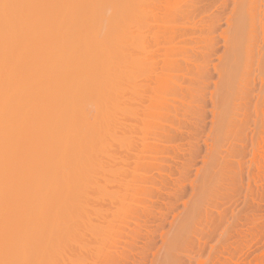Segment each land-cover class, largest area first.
Returning a JSON list of instances; mask_svg holds the SVG:
<instances>
[{
    "label": "bare ground",
    "instance_id": "obj_1",
    "mask_svg": "<svg viewBox=\"0 0 264 264\" xmlns=\"http://www.w3.org/2000/svg\"><path fill=\"white\" fill-rule=\"evenodd\" d=\"M238 1L239 0H237V2L236 1L235 2L238 3ZM240 1L242 2V0H240ZM245 1H246V3L250 2L249 4L251 7L255 6L256 0H248V1L245 0ZM259 1L260 0H258L257 2H259ZM262 1L263 0H261L260 3L256 2L257 3V5L255 6L256 10H257L258 5L261 7V5L264 3ZM163 2H164L163 0H0V264H77V262L86 263V261L89 263V261H91V260H92V263L90 262L89 264H111V263L113 264L112 261L116 260V262L119 261V263H120L121 259L125 260V261H123L125 263L127 261L126 259L129 258V257H127V254L130 253V251L135 250L132 247V243L136 244L138 241V240L137 241L134 240V238L136 239V235H135V237L133 236L134 232L136 233L137 232L136 230H138L137 227L140 228L142 231V227H140V226H146V223H147L146 218L148 216H151V219H152V217L156 218L157 216L158 217L160 216L161 219H164L166 217L165 215L167 213H169L168 209L176 207L175 203H174L175 201L173 202V200H168V202L166 203L165 200H163L164 199L163 198L162 201L165 202L164 203V205H165L164 209H167L166 211H168V212H165V210H163L164 212L161 211L163 209V207L161 208V210L159 208L162 206L163 202L161 201L162 204L158 208V206L160 205V202L158 200H161L159 198H162L163 196L161 197L158 195L160 192H162L160 190H164L163 186L167 187V185L169 186V184L171 183V182L167 181L171 178L169 175L170 174L172 175V173H174L176 170H178V171H181V170H179L177 168L178 165L176 163L173 164V166H175V165H177V166H175L176 169L175 168L171 169L172 173L168 174V172L170 170L167 168L169 171L165 172V174H163V175H166L165 177H167V178L170 177V178L169 179L166 178L167 180L165 181V177L162 176V173L165 171L166 168L164 169L163 166L164 165L167 166L168 164H162V162L164 161L163 159L166 156H164V158L161 159V157H163V156L158 157L157 156L158 154L157 153L155 154V152H158L160 155V153H163L162 151L165 150L168 152V150L170 149L171 152L175 154L176 153L175 151H177L179 148L181 149L182 145H177V146H180L177 149V146L174 142V140L177 137L182 135L181 126L183 124L182 121L185 120L184 114L186 113V106L188 105V102L184 101V99L181 95V94H183V91L185 89V87H184V85H185L184 84L185 83V81H184L185 80L184 79L185 73H181V71L184 69H190L191 67H194V68H191L193 70L195 68L196 69L201 68V67H203L204 63L205 64L208 63V62L206 63V62H203L200 60L208 54L207 52H210V51L208 50L206 52L204 50V51H202L203 53H201L200 50H202L204 47L207 48L208 47L207 43H209V44L213 43V41L212 42H210V41L214 40V38H212L214 35L212 34L213 36L210 37V34H209V37H208L209 41H207V40L205 41V39H207L209 32L208 33L204 32V30L209 31L210 27L212 25H213L212 26L213 28H214V25H217L216 23H214L215 20H216L215 22H217V19H218V21H221V20H219L220 19L219 17L216 19V16L209 17L210 15H208V17L210 19L211 18L215 19V20L214 19L211 20V22L208 19L210 23H212V21H213V23L211 25L209 22H207L206 19L204 21L201 20L200 17L203 14H205L202 12L203 14L201 15L200 14L201 11L205 10V12H207L206 9L208 10V8H210V7H208L210 4H209V2H207L208 5H206V4L205 5L208 8L205 6V9H204V6L202 5V4H204V3H202V2H204L203 0H183V1L179 0L178 5H176L177 2H176V4H174L175 2L172 1L173 4L176 6L171 4L172 2L171 3L167 2L166 4H169V5L166 6L165 2L164 3ZM205 2H206V0H205ZM180 3H181V5H180ZM246 3L243 0V2L241 3V6L246 4ZM170 5H172V6H170ZM238 5H237V7H241L239 3H238ZM201 6H203V9ZM245 6L246 5L242 6V8ZM237 7H236V9H237ZM247 7L248 6H246V8ZM251 7H250V9H251ZM260 7H259L258 11H252L253 13H249L250 9L248 7L247 13L249 15L245 12L246 8H245V11L243 9V11L245 12L244 14H247V16L243 15L241 13L242 12L241 10L240 11L238 10V12H240V14H238V15L236 14V12H234L236 15L234 18L235 22L233 24V28H228L230 34H228V36L226 34V36H227L226 39L230 44L229 46H231L232 53L236 55V52H238L237 54L239 55V57L240 56L242 57L244 55L242 57L243 61L242 60L241 61L244 62L245 64L249 61V59L251 60V56L253 55L252 53L255 52V50L253 48L256 49L259 46L258 47L259 49H262V50L264 49V47H263V44H264V9H262L263 12L260 11V9H261ZM254 9H251V10H254ZM222 10H224V9H222ZM231 12H229V13H231ZM254 12H257V13L255 14ZM228 15L231 16V14H228ZM255 15H256V17L258 16L256 22H254V19H256ZM195 16L196 17L198 16L199 18L195 19L196 18ZM181 19L183 20V22ZM178 21H180L181 23L180 22L178 23ZM257 22H258V24H257ZM228 23H229V21H228ZM255 23H256V25H255ZM226 25L228 26V24H226ZM207 26L209 27V29ZM212 27H211V29H213ZM231 27H232V24H231ZM256 28H258L257 33L259 30L261 33V37H259L260 36L259 33H258L259 36H257L258 34L256 33L257 34L256 38L259 37L262 39L261 40L262 42H260V45H256L257 47L254 44V42L257 43L259 40V38H258L257 41H254V39L256 40L255 35H254L256 32ZM203 32H204V34L207 33V34H205V37H204V34H202ZM195 33L197 35L193 36ZM244 35L246 36V37H244V38H246L245 42L241 43V42H243L241 40H243L242 37ZM251 37L254 38L252 41L253 42L252 44L254 47L251 46V41L250 42L248 41L249 38H251ZM252 38H251V40H252ZM200 41H201V43H200ZM202 41L204 44L202 43ZM246 41H247V43H246ZM197 43H200V46L203 44V46H202L203 48L202 47L199 48V45L197 46ZM248 43H250L251 47L248 46L249 45ZM241 44L242 45L245 44L244 45L245 48L246 47L250 48L249 53L252 50H253V52L248 54V55H247L248 51H247V53L245 51L244 52L245 54L241 53L243 55L239 54V51L241 49L246 50L242 46L240 48ZM261 44H262V46H261ZM206 48H204V49H206ZM212 48H213V46H212ZM224 48H227V47H224ZM247 50H249V49H247ZM196 51H198L200 53L197 54ZM204 52L206 55L202 57L201 54H204ZM211 52H212V50H211ZM229 52H231V51H229ZM240 52H242V51H240ZM224 53H226V52H224ZM258 53H264V51L261 52V50H259V51H257V54ZM212 55H211V57H212ZM235 55H233L234 60L236 58ZM245 55H247V56H245ZM195 56H197L199 58L201 56V58L199 59ZM209 56H210V54L207 57H209ZM248 57H250V58H248ZM256 57H254L255 59H253V60L259 59V58L256 59ZM244 58H247V60ZM260 58H261V56H260ZM263 58L264 57L262 56L261 61H264ZM197 59L199 60V62L203 63L202 66L200 65L201 63H198L201 67L200 66L197 67V62H198ZM245 60H246V62H245ZM227 61H228V59H227ZM258 61L260 64H258ZM258 61H257V64L260 66L259 67L260 69H258V72H259V70H262L261 67H264V62H261L260 59ZM248 63H250V61ZM211 64H213V62ZM245 64H243L244 65L243 70H246L245 67L249 68V66H247L248 64L247 65H245ZM235 65H236V63H235ZM166 66H168V69L166 68ZM230 66L232 67V65H230ZM250 67H252V65ZM203 68H202V71H203ZM198 70L200 71V69H198ZM198 70H194V72L192 71V73L194 75L196 74V76H198L197 78L199 79L203 74L200 76L199 75L200 73ZM205 70H204V72H205ZM249 70L250 69L247 70L248 76H249ZM176 71H178L179 73H177ZM196 71H198V73ZM207 72H208V69H207ZM214 72H212V73H214ZM226 73L229 75L232 74V73H228V72H226ZM244 74L243 75L245 77L247 74L246 73H244ZM243 75H240L241 78ZM263 75L261 73L259 75V73H258V76H259L258 79H262V83L260 82V84L264 83L263 82L264 81ZM204 77H207V75H205ZM229 77L233 79L232 75ZM241 78H238V79H240V81H242ZM234 79H235V77H234ZM248 79H247V76H246V79L243 78V80L246 81V87L243 86V88H246V90H247V87L249 86L248 85L249 82H247V81L251 80L250 76ZM201 80H202V78H201ZM201 80L199 81V83L201 82ZM227 80L230 81L231 79L230 80L227 79ZM146 81H147V83H146ZM203 81H205V80H203ZM236 81H238V80H236ZM240 81H238V82H240ZM152 82H153L154 86L150 85V83L152 84ZM228 83H229V85L232 84L230 82H228ZM242 83H240V84H242ZM234 84H232V85H234ZM243 84L245 85V82ZM200 85H201V83H200ZM207 85L208 84H205L206 87L204 86L206 88V90H207ZM223 85H225V84H223ZM232 85L226 86V87H228V89H229V87L230 88L232 87V89L234 90ZM215 86H216V84H215ZM160 88L162 90H166V92L165 91L161 92V93H164L166 96L162 95L161 93L158 96V93L161 91ZM205 88H204V90H205ZM262 88L264 89V87H262ZM148 89H149V93H151V92H153V93H151L149 95L146 94V92L148 93V91H147ZM228 89H225V90H228ZM232 89H230V90L232 91ZM168 90H170V91H168ZM201 90H203V89H201ZM255 90H256V88H255ZM244 91H245V89H244ZM169 92L171 94H169ZM234 92L232 91V94ZM144 93L146 94V96H144L145 95ZM230 93H231L230 91H229V93H227L229 95V97H228L229 99H230V96H232ZM227 94L225 95L226 98H227ZM167 95H171V96L168 97ZM201 95H203V94H201ZM248 95H250V94H248ZM151 96H153L154 98ZM145 97H146V99H145ZM150 97H151V99H150ZM170 97H171L170 100H166ZM206 97H207V95H206ZM235 97L237 100L238 98L236 95H235ZM243 97H245V96H243ZM262 97H261V99H262ZM223 98H224L225 103H226V98L224 96H223ZM228 98H227V100H228ZM249 98H250V96H249ZM257 98H259V97H257ZM142 99L149 100V102L147 101L146 107L144 106L145 107L144 110L146 109L145 112H144V110H141V112H139V108L143 109V105H145V101H143ZM244 99H246V98H244ZM247 99H248V97H247ZM221 100L223 101V99H221ZM257 100H255L256 104H257ZM142 101L144 103L143 105H141ZM222 101H220V102H222ZM228 101H232V99H230ZM228 101L226 103L227 106H229ZM158 102H159V105L156 106V104ZM245 102H247V101H245ZM261 102H264V101H261ZM235 103L237 104V102H235ZM240 103L241 102L239 101V104ZM247 103H250V102H247ZM153 105L156 107H154ZM204 105H206V104H204ZM149 106H150L149 109H151L152 106L156 109L154 110V108L152 107L153 111L147 110ZM159 106H161V108ZM223 106L226 107V105H223ZM223 106H222V108H224ZM231 106H232V104H231ZM233 106H234V104H233ZM158 107L161 110L164 108L165 109V110H163L164 112L161 111L160 113L159 112L157 113L156 110ZM241 108H242V106H241ZM256 108H258V106ZM259 108H260V106H259ZM259 108H258V110H259ZM202 109H203V107H202ZM209 109H211V111H212V108H209ZM224 109H226V108H224ZM218 110H219V108H218ZM240 110H242V109H240ZM147 111L151 112L153 115L152 117L155 118V119H152L153 123L154 122L156 123V121L160 122L159 119L163 118V117H164L163 119H166L168 121L165 123H161L162 122L161 121L160 123L162 125L160 123H158V124L156 123L157 126H155V128H153L155 123L153 124V126H152V124H149V122L150 123L152 122L150 119L152 117H151V113L148 116L149 113H147ZM228 111H230V110L228 109ZM236 111H237V109H236ZM153 112H154V114H153ZM214 112H215V110H214ZM220 112H222V111H220ZM220 112H219V114H220ZM261 112L263 113L264 110L262 109ZM145 113H147V114L145 115ZM155 113H157L156 114L157 116L159 114L160 117L158 116L156 118ZM161 113H162V115H165V116L161 117L162 116ZM223 114H224V111L222 112V116H223ZM143 115L150 117L149 118L150 121L148 120V117H147V119L145 116L143 118ZM213 116H215V115H213ZM218 117H220V116H218ZM244 117H246V115ZM261 117H264V116H261ZM129 118L131 121L129 120ZM230 118L232 119V117H230ZM240 118H241V116H240ZM133 119H134V123H131L133 121ZM223 119H225V118H223ZM231 119H229L230 121L229 120L228 121L232 122V123L236 122L235 120L232 119L233 120L232 121ZM128 120L130 122H128ZM146 120H148V122H146ZM166 120H164V121H166ZM218 120H221V118L220 119L218 118ZM262 120H264V119H262ZM222 121H224V120H222ZM255 121H257V120H255ZM191 122H192V120H191ZM238 122L239 121H237V123ZM144 123H147V124H144ZM195 123H197V121ZM217 123H222V122L217 121ZM228 123H226V124H228ZM232 123L229 125H232ZM243 123H244V121H243ZM250 123H252V122H250ZM260 123H261V121H260ZM132 124H134V125H132ZM142 124H143V127H142ZM226 124L224 123L225 127H227V126L228 127H227V130L224 127V131L226 130L228 132V128L230 126L226 125ZM256 125L257 124H255V126ZM144 126L146 128H149V131H151L152 128L155 129V130H152L153 131L152 135H151V133H150L151 136L149 135L151 138L147 135L149 133H147V134L145 133V132H148V130L145 129ZM253 127H251V129ZM150 128H151V130H150ZM221 129L223 130V128H221ZM135 130L136 131L140 130L141 133L144 132L142 134L139 133V135H141L140 137H139V135L137 136L140 140L139 139H136V140L133 139L134 133L131 134V132H135ZM142 130H144V131H142ZM191 130H192V128H191ZM231 130H233V129H231ZM239 130H241V128H239ZM254 131H256V130H254ZM189 132H191V131L189 130ZM221 132H223V131H221ZM258 132H259V130H258ZM121 133L123 135H121ZM124 133H126V134H124ZM143 134H145V135L143 136ZM242 134H243V132H242ZM253 134H252V136H253ZM126 135H127V137H126ZM131 135H132V138L129 139V136H131ZM187 135H188V133H187ZM244 135H247V133ZM252 136H251V138H252ZM122 137L125 140L122 141ZM124 137H126V138H124ZM137 137H134V138H137ZM189 137L187 136V138H189ZM226 137H225L224 141H226ZM262 137H264V136L262 135ZM131 139L134 140L133 141L134 144L139 142V143L135 144V145L139 144L140 145L139 148H138V146H137V148H135L134 147L135 145H132L133 142ZM181 139H179V140H181ZM192 139H194V138H192ZM176 141H177V139H176ZM200 141H201V139H200ZM113 142H115L116 145ZM118 142H119V144H118ZM126 143H130V144L132 143V144L131 145L127 144L128 145L127 146V145H125ZM180 143H182V142H180ZM255 143H256V141H255ZM112 144H114V145L112 146ZM233 144H235V143H233ZM252 144H253V142H252ZM123 145L126 146V147L124 146L126 150L123 149L124 147L121 148ZM115 146L116 147L118 146V148H116ZM132 146L135 148L134 150L137 151V154H136V152H134V150L132 152H129L133 149ZM203 146H205V145H203ZM227 146H228V144H227ZM111 147L112 148L115 147L113 149L114 150L116 149V152H119L120 157L117 158L118 153L115 156L116 153L114 154L115 151H112L113 149ZM185 147H183V148H185ZM234 147H231V148H234ZM262 147H264V146H262ZM119 148H120V150L121 149H123V150L120 151V150H118ZM128 149H131V150L127 151ZM138 149H139V152H138ZM224 149H227V148H224ZM235 149H237V148H235ZM235 149H234V151L236 152ZM245 149L246 148H244V150ZM182 150H181V152L179 150L178 151L182 154ZM123 151L125 153L127 151L130 154L122 153ZM206 151L208 152L209 150H206ZM234 151H233V153H234ZM171 152L169 151V155ZM248 152H249V150H248ZM131 153H133V154H131ZM166 153L163 155L169 156ZM253 153H254V151H253ZM253 153H252V155H253ZM261 153H263V152L261 151ZM124 154L126 156H124ZM134 154H136L138 157ZM154 154H155V156H153ZM210 154H211V152H210ZM255 154H256V152H255ZM121 155L124 157H122ZM127 155H128V159L131 155H133V156H131L133 160L137 159L136 161H134L135 163L132 162L133 163L132 165H134V167L133 166L128 167L130 160L127 161V158H126ZM178 155H179V153H178ZM183 155H184V152H183ZM185 155H186V153H185ZM241 155H243V154H241ZM156 156H157V158H156ZM133 157H137V158H133ZM169 157L170 158L174 157V155L169 156ZM177 157L178 156L176 155L175 158H177ZM158 158H160V160H162V161H160ZM170 158H168V159H170ZM255 158L257 159V157H255ZM166 159H167V157H166ZM224 159H226V158H224ZM260 159H262V158H260ZM172 160H173V158H172ZM227 160H228V158H227ZM117 161L119 163L121 162V164H119V163L115 164V162H117ZM196 161H197V159H196ZM167 162H169V161H167ZM167 162L165 161L163 163H167ZM177 163H179V162H177ZM242 163H243V161H242ZM249 163H251V162H249ZM113 164H115L116 166ZM117 165L119 168L117 167ZM125 165L127 167H124ZM169 165H170V163H169ZM169 165H168V167H169ZM171 165H172V163H171ZM171 165H170V168L173 167ZM180 166L183 167L184 165L181 164ZM111 167H113V168H111ZM123 167L125 169H123ZM182 167H180V168L183 169L184 167L183 168ZM162 168L164 169V171L161 172ZM189 169H191V168H189ZM223 169L225 170V168H223ZM255 169L257 170V168H255ZM255 169H253V170H255ZM119 170H121V171H119ZM129 170L131 172L130 173V175L132 176L131 178L128 177L129 173H128V175H126L127 171L129 172ZM152 170L153 171L156 170L159 175L156 174L157 173L156 172L155 173L156 177H155L153 174L154 172ZM118 171L121 174H123L122 171H124V174H123L124 178L121 177V175H119L120 177L118 179V175H117ZM150 171L153 173H151ZM225 171L229 172V170H225ZM242 171H241V173H242ZM260 171H261V169H260ZM116 172H117V174H116ZM194 172H193V174H194ZM230 172H232V171H230ZM109 173L113 176V177L112 176H110V177H112L115 180V182H119L120 185L123 186V189L126 192V195L123 194V193H125L123 191V189H121L123 192H121V190L119 189V186H120L119 183L116 185V183L112 179V181L114 182L115 185L113 184L110 177L108 176ZM242 174H240V175H242ZM124 175L127 178H125ZM157 175H158L159 179H158ZM115 176L117 179L115 178ZM235 176H237V175H235ZM248 176H250V175H248ZM260 176H261V174H260ZM250 177H252V176H250ZM163 178L165 181L164 184H166V182H167L166 185H163V183H161V182H164V181H162ZM122 179L125 180V182H123ZM219 179H220V177H219ZM120 180H122V181H120ZM158 180L160 181V184H156V183H159V182H157ZM184 180H186V178ZM188 180L189 179H187L186 181H188ZM191 180H192V178H191ZM129 181H131V182H129ZM121 182L125 183V184L123 185V184H121ZM172 182H173L172 183L173 185L170 184V188H172V187L174 188L175 181L173 180ZM253 182H254V180H253ZM261 182H259V183H261ZM228 183H229V181H228ZM110 184H112L114 187L111 186ZM219 184H222V183L220 182ZM224 184H225V182H224ZM108 185L110 186L111 189L108 187ZM155 185H157L159 187H157ZM171 185H172V187H171ZM181 185H183V184H181ZM115 186L118 187L117 190H114ZM122 186H120V188H122ZM107 187L112 191L108 190ZM228 187H229V185H228ZM196 188H197V185H196ZM167 189H169V187L166 188V191H167ZM235 189H237V188L235 187ZM235 189H233L232 191L235 192L234 191ZM170 190H169V192H170ZM164 191L162 193L166 192V191L165 192ZM172 191L173 190H171V192ZM154 192L156 194H153ZM169 192H166V193H169ZM120 193H121V195H120ZM175 193L176 192H174L173 194H175ZM148 194L154 195V196L151 197ZM169 194L172 196V197L170 196L171 199L175 198L177 196L176 194H175L176 196L174 195L175 197L173 196V194H171V193H169ZM97 195H100L99 197H101L100 200H102V202L105 203V201H103V199L105 198L104 200H106V203L108 202L107 204L111 205L107 210L102 208V207L99 208V206H97L96 208H97V211H99V210L100 211L97 212L95 210L96 208H95V206H93L94 203L96 202L95 205H97V201L100 202V200L97 199L98 198ZM118 195H120V196L118 197ZM155 195H157L159 197V198L157 197L158 200H157V198H155ZM160 195H164V194H160ZM251 195H250V197H251ZM95 196H96L97 201L95 200ZM164 196L169 197L168 194L164 195ZM197 196L200 197L199 194ZM122 197L124 198V200H122L123 199ZM190 197H192V196H190ZM87 198L88 199L91 198L90 201L92 199H94L95 201L92 203H89V200L87 201ZM115 198H116V201H118V203H120L122 205V207H121V205L119 204L120 208L123 210L126 209V211L124 210L125 212H123L124 214L122 213L123 210H121V209L118 210L119 211L118 212L116 209L111 208V207L117 206L119 209L118 203L117 204L115 203L116 205L111 204L115 201ZM219 198H218V200H219ZM244 198H245V196H244ZM190 199H192V198H190ZM241 199H243V198H241ZM175 200L177 201V199H175ZM124 201L126 202V204L128 203L127 206L125 205ZM252 201L255 202L257 205H259V203L261 202L260 199H257V200L253 199ZM86 202H88V204H91V205H88ZM239 202H241V201H239ZM123 204H124V206H123ZM229 204L231 205V203H229ZM92 206L94 208H92ZM218 206H220V205H218ZM89 208L91 210L95 211V212H93L94 215H91L92 212ZM109 209H110V211H109ZM210 209H212V208H210ZM105 210L107 211V213L110 212V215L115 213L116 215L113 214L115 218L109 217L108 218L109 220H107V218H105V217L108 214L106 213L107 215L105 216V214H103L104 215V216H102L103 219L102 218L100 219V220H105V219L107 220V221H104V223L106 222L105 223L106 226H103L104 223H102L100 221L99 222L95 221L96 224H93L94 219L95 220L98 219L99 218L98 215L101 216L100 213H104ZM253 210H254V208H253ZM88 211L91 213H89ZM120 211H121V213H120ZM250 212H252V210ZM95 213L98 214V215H96L97 217L95 216ZM117 214H118V217H117ZM119 214H121V217L123 216L122 219L119 216ZM209 214H207V215H209ZM248 215H249V213H248ZM254 215H256V214H254ZM168 216H169V214H168ZM93 217H95V218H93ZM90 218H93V219H90ZM118 218H120V219L118 220ZM250 218H252V217H250ZM113 220L114 221L116 220L115 222H117V226L116 225L114 226V224H116V223H114ZM250 221H252V220H250ZM99 223L100 224L102 223V224L100 225ZM108 223H110V224L108 225ZM132 223H134L133 227L131 225V227L133 228V230H132L133 231V234H132L133 237L131 235H129L130 233H132L131 227L127 228ZM98 225H100V226H98ZM152 225H153V223H152ZM124 226L127 228L126 231L128 229H129L128 230L129 232L131 231L130 233L129 232L127 233L130 238L128 237L126 239V241H128L127 244H129V245L131 244L130 247H132L133 250H131V248H128L129 249L128 253L126 252L127 251L126 246L123 245L126 243L125 241H124L125 243L122 242L123 243L122 246L119 245V243H121V240H122L121 239L122 236H119V235H121L119 232L122 233ZM134 226H135V228H134ZM255 228L257 229V226ZM186 229H187V227H186ZM186 229L183 226L181 227V229L179 228V230H181L182 233ZM152 230L149 229V232L151 231L154 234V230L153 231ZM155 230H157V229H155ZM259 231H258V233H259ZM146 232H144V233L146 235H148L147 234L148 232L147 233ZM228 232H229V229H228ZM86 233H88V235L91 234V236H92V237L90 236L91 238H88V235H87L88 241L87 240L84 241V239H83V238H86ZM152 233H151V235H153ZM139 234L141 236L145 235V234L140 233V232H139ZM228 234H230V233H228ZM140 235H138V236H140ZM99 236H101L102 239L105 240L106 243H108V244L104 245L105 247H103L102 244L98 243V242H100ZM157 236H158V234H157ZM159 236H161V234H159ZM97 237H98V239H97L98 241L97 240L93 241V239H95ZM225 237L226 236H224V238ZM222 238H223V236H222ZM90 239H92V240H90ZM129 239H130L131 243L129 242ZM131 239H132V241H131ZM137 239H139V238L137 237ZM133 240H134V242H133ZM143 240H142V242H143ZM220 240H221V238H220ZM225 240H227V239H225ZM86 242H88V243H86ZM94 242H97V243L94 244ZM146 242H147V240H146ZM207 242H209V241H207ZM257 242L259 243V241H257ZM144 244L145 243H143V245ZM182 244H183V242H182ZM218 244H220V243H218ZM82 245H84L85 247ZM91 245H93V247L95 249L93 247H92L93 249H90ZM95 245L97 247L99 246V248H97ZM205 245H206V242H205ZM222 245H224V244H222ZM225 245H227V244H225ZM72 246H73V248H72ZM75 246L78 247V250H77V248H74ZM87 246L91 250V252L89 251ZM178 246H180V245H178ZM258 246H259V244H258ZM140 247H141V245H140ZM86 248L88 251L86 250ZM137 248H139V247H137ZM81 249H82V251H86L89 253L85 254L84 252H82V253L79 252V251H81ZM232 249H233V247H232ZM72 250H73V252L71 253ZM93 250H95V251H93ZM191 250H192V248H191ZM197 250H199V249H197ZM223 250H225V249H223ZM239 250H240V248H239ZM77 251H78V253H80L83 256H80L79 254H77ZM167 251H168L167 253H169V250H167ZM177 251H179V250H177ZM92 252H94V253L91 254ZM139 252H140V250H139ZM83 253L85 254V257H84ZM132 253L133 252H131V254ZM182 253H183V251H182ZM208 253H209V251H208ZM87 254L90 256H87ZM91 255H94V256H91ZM218 255H220V254H218ZM75 256H76V258H74ZM259 256H260V254H259ZM92 257H94V259ZM131 257H132V255H131ZM131 257H130V259H131ZM88 258L91 260H89ZM79 259L80 260L82 259V260L80 261ZM85 259H88L89 261L85 260ZM97 259L99 260V263H96ZM113 259H115V260H113ZM169 259H168V257L164 258L163 260L161 258V260H162L161 263L162 264H173V263H170ZM129 261L130 260H128V262ZM116 262H114V264H116ZM171 262H173V260ZM233 262H234V260H233ZM221 263H222V261L219 262L218 264H221ZM134 264H135V262H134ZM207 264H209V261ZM224 264H228L227 261Z\"/></svg>",
    "mask_w": 264,
    "mask_h": 264
},
{
    "label": "rangeland",
    "instance_id": "obj_2",
    "mask_svg": "<svg viewBox=\"0 0 264 264\" xmlns=\"http://www.w3.org/2000/svg\"><path fill=\"white\" fill-rule=\"evenodd\" d=\"M164 2H165V4L167 3V2H170L169 0H163ZM172 1H174L175 3L174 4H176V2H177V4L176 5H178L179 3H178V1L176 0H172ZM171 1V2H172ZM183 1V0H182ZM204 2H202V3H204V4H202L203 6H204V9H205V6L206 5H208V3L207 2H209V4L212 6H208V7H210V8H208L207 6V8H208V10L206 9V11L207 12H205V10H200L201 11V15L203 14V13H205V14H203L200 18H201V20H207V22H209V20H210V22H211V20H213L214 18H209V17H214V16H216V19L219 17L220 19L219 20H221V21H218V19H217V22H215L214 21V23H216L217 25H214V28L213 29H211V27H210V30L209 31H207V30H204V32H209L208 33V36H207V39H205V41L207 40V41H209L208 40V37H209V34H210V37L211 36H213L212 38H214V40H211L210 42H212L213 41V43L212 44H209V43H207V46L209 47H204V48H206V49H204L202 46H203V41H202V45L200 46V43H201V41H200V43H197V46L199 45V48H203L202 50H200L201 51V53H203L202 51H210V52H207L208 54L206 55L205 54V52H204V54H201V56L203 57V56H205V57H203L200 61H203V62H208L207 64H205L204 63V65H203V63L202 62H199V60H198V62H197V67H199L200 65L202 66L203 65V67H201V68H195L194 70H198V69H200V71H199V75L201 76L202 74V76L198 79L197 77L198 76H196V74L194 75L193 73H192V71L194 72V70L193 69H191V68H194V67H191L190 69H184V70H182L181 71V73H185V85H184V87H185V89H184V91H183V94H181L182 95V97H183V99H184V101H187L188 102V105L186 106V113L184 114V116H185V120H183L182 121V126H181V131H182V135L181 136H179V137H177L176 139H177V141H176V139L174 140V142H175V144H176V146L177 145H182L181 146V149L179 148L178 149V147H180V146H177V149L181 152V150H182V154L178 151H175L176 153L174 154V153H172L171 152V150L169 149L168 150V152L167 151H162L163 153H160V155H159V153L158 152H155V154L157 153L158 155V157H161V156H163V157H161V159L162 158H164V156H166L167 157V159H166V157L163 159L164 161L163 162H167V161H169V162H167V163H163L162 162V164H168L169 165V163H170V165H171V163H172V165L171 166H173V164H177L178 165V169L179 170H181V171H178V170H176L174 173H172L171 172V169L172 168H175L176 169V167L175 166H177V165H175V166H173V167H171L170 168V165H169V167H168V165L167 166H163V168L165 169V171H164V169L162 168L161 169V172L162 171H164L163 173H162V176H166V175H163V174H165V172H167V171H169L168 172V174H170V173H172V175L170 174L169 176L171 177H165V181L167 180V179H169V180H167V181H169V182H171L170 184H172L173 182V180L175 181V185H174V188L172 187V185H171V187L172 188H170V184H169V186L167 185V187H169V189H167V191H166V186L164 187L163 186V189L166 191V192H169V190L171 189V190H173L174 192H176L175 194L177 195H175V194H173L174 192L172 191L171 192V190H170V192L169 193H171V194H173V196L175 197V198H170V194L169 193H166L164 190H160V191H164L165 193H162V192H160L159 193V195L158 196H163L162 198H159L157 195H155V198H159V199H161V200H158V198H157V200L160 202V205L158 206V208L161 206V204H162V202H163V204H162V206L159 208L160 210H161V208L163 207V209L161 210V211H163V210H165V212H168L169 211V213H167L164 217V219H161L160 218V216L158 217H156V218H153L152 217V219H151V216H148L146 219H147V223H146V226H140V227H142V231H141V229L140 228H138L137 226V229L138 230H136L137 232V234L138 235H140L139 234V232L140 233H143V234H145L144 232H146L147 230V234L149 235H140V236H138L135 232H134V237H135V235H136V239L134 238V240H138L137 241V245L136 244H134V243H132V247L135 249V250H133L132 249V247H130L131 246V244L129 245V244H127V242L128 241H126V239L129 237V235H131L132 236V234H133V225H134V223H132V224H130V226H128L127 228H129V227H131V225H132V227H131V231H132V233H130L128 230L126 231V227L124 226L123 227V230H122V233L121 232H119L121 235H119V236H122V240H121V243H119V245H121L122 246V244L123 243H125V244H123L124 246H126V248H127V253L129 252L128 250V248H131V250H133V251H130V253H128L127 254V257H129V258H125L127 261L124 263L123 261H125V260H122L121 259V261H120V263L122 264H134V262H135V264L137 263V264H162L161 262H162V260L164 259V258H166V257H168V259H169V261H170V263H173V264H207L208 263V261H209V264H211L212 262L214 263V264H218L219 262H221L222 261V263L221 264H224L226 261H227V263L228 264H264V147H262V146H264V137H262V135L264 136V120H262V119H264V117H261V116H264L263 114H264V112L262 113L261 111H262V109L264 110V102H261V101H264L263 99H264V89L262 88V87H264V83L263 84H260V82L262 83V79H258L259 78V76H258V73H259V75H260V73L263 75L264 74V67H261V69L262 70H259V72H258V69H260L259 67V65L258 64H260L259 63V59H260V61H261V59H262V56L264 57V53H258L257 54V51H259V50H261V52H263L264 51V49L262 50V49H259L256 45H260V42H262L261 40V38H259V37H261V33H260V30L258 31V33L260 34V36H259V34L257 33V30H258V28H256V32H255V38L257 37V36H259L258 38H259V40H258V38H256V40L254 39V38H252V40H251V38H249V42L251 41V46H253V39H254V41H257L258 40V42L256 43V42H254V44H255V46L258 48H253L254 50H255V52L254 53H252L253 52V50L250 52V53H252L253 55L251 56V60L249 59V61H250V63H244V62H242L243 60H242V57L244 56L243 54H245L244 52L246 51V53H247V51H248V53H247V55L248 54H250L249 53V51H250V48H245V44L244 45H240V48H241V46L243 47V48H245L246 50H240V51H242V52H240L239 50V54H241V53H243V54H241V55H243L242 57L240 56L239 57V55L237 54L238 52H236V55L235 54H233L232 53V49H231V46H229L230 44H229V42L227 41V36H228V34H230L229 33V29L228 28H233V24H234V22H235V20H234V18H235V15L237 14H240V12H238V10L240 11H242L241 13L243 14V15H246L247 16V8L249 7V9H250V2L249 3H246V1L244 0V2L246 3V4H244V5H246V6H248L247 8H246V6L245 7H243L242 8V6H244V5H242L241 6V3L243 2V0H242V2L239 0L238 1V3L240 4V6L241 7H237V5H238V3H236L237 2V0H206V2H205V0H203ZM236 1V2H235ZM248 1V0H247ZM258 0H256V2H257ZM163 2V3H164ZM170 2V3H171ZM181 2V1H180ZM211 2V3H210ZM214 2V3H213ZM234 2V3H233ZM255 2V6L257 5V3H260L261 2V0L259 1V2H257L256 3ZM262 2H264V0L262 1ZM219 3V4H218ZM221 3V4H220ZM236 3V4H235ZM171 4H173V2L171 3ZM173 4V5H174ZM183 4V3H182ZM201 4V3H200ZM206 4V5H205ZM217 4V5H216ZM249 4V5H248ZM264 4V3H263ZM261 5V7L258 5L257 6V10H256V7L254 6V7H251V9H254V10H249L250 12L249 13H253L252 11H258V9H259V7L261 8L260 9V11H262V9H264L263 7H264V5ZM169 4H166V6H168ZM176 5H174V6H176ZM180 5H181V3H180ZM216 5V6H215ZM225 5V6H224ZM234 7H233V6ZM170 6H172V5H170ZM203 6H201L202 7V9H203ZM215 6V7H214ZM221 8H220V7ZM223 6V7H222ZM232 6V7H231ZM239 6V5H238ZM225 7V8H224ZM236 7H237V9H236ZM233 8V9H232ZM241 8V9H240ZM245 8H246V11H245ZM222 9H224V10H222ZM229 9V10H228ZM243 9H244V11L247 13V14H244L245 12L243 11ZM232 11V12H231ZM203 12V13H202ZM229 12H231V13H229ZM234 12H236V14L234 13ZM263 12V11H262ZM215 13V14H214ZM234 13V14H233ZM255 14L257 13V12H254ZM228 14H231V16L230 15H228ZM199 15V14H198ZM208 15H210L209 17H208ZM249 15V14H248ZM196 17V16H195ZM232 17V18H231ZM258 17V16H257ZM257 17H256V15H255V18L256 19H254V22H256L257 21ZM199 17L197 16L195 19H198ZM231 18V19H230ZM237 18V17H236ZM179 19V18H178ZM209 19V20H208ZM180 20V19H179ZM182 20V19H181ZM231 20V21H230ZM234 20V21H233ZM226 21V22H225ZM228 21H229V23H228ZM180 21H178V23H179ZM182 22H183V20H182ZM209 22V23H210ZM181 23V22H180ZM208 23V24H209ZM212 23H213V21H212ZM212 23H210V25L212 24ZM219 23V24H218ZM228 24V26L226 25V24ZM231 24H232V27H231ZM257 24H258V22H257ZM209 25V26H210ZM220 27H219V26ZM255 25H256V23H255ZM208 27V26H207ZM216 27V28H215ZM227 27V28H226ZM257 27V26H256ZM207 29V28H206ZM208 29H209V27H208ZM225 29V30H224ZM222 30V31H221ZM232 30V29H231ZM230 30V31H231ZM225 31V32H224ZM204 32L202 33V34H204ZM211 32V33H210ZM222 32V33H221ZM228 32V33H227ZM197 33V32H196ZM194 34L193 36H196L197 34ZM207 33H205V34H207ZM258 35H257V34ZM205 34H204V37H205ZM213 34V35H212ZM217 34V35H216ZM226 34H227V36H226ZM221 35V36H220ZM226 37H225V36ZM257 35V36H256ZM244 37H246L245 35L242 37L243 38V40H241V41H243V42H241V43H244L245 42V39L246 38H244ZM254 37V36H253ZM211 38V39H212ZM203 39V38H202ZM216 40V41H215ZM226 42V43H225ZM206 43V42H205ZM215 43V44H214ZM218 45H217V44ZM246 43H247V41H246ZM259 43V44H258ZM209 44V45H208ZM249 45L248 46H250V43H248ZM217 45V46H216ZM227 45V46H226ZM247 45V44H246ZM205 46V45H204ZM211 46V47H210ZM212 46H213V48H212ZM250 46V47H251ZM261 46H262V44H261ZM215 47V48H214ZM218 47V48H217ZM224 47H227V48H224ZM254 47V46H253ZM263 47H264V44H263ZM198 48V49H199ZM239 48V49H240ZM216 49V50H215ZM225 49V50H224ZM229 49V50H228ZM247 49H249V50H247ZM197 50V49H196ZM211 50H212V52H211ZM216 51V52H215ZM229 51H231V52H229ZM224 52H226V53H224ZM196 53L198 54V53H200V52H198V51H196ZM215 53V54H214ZM256 53V54H255ZM210 54V56L209 57H207L208 55ZM213 54V55H212ZM226 54V55H225ZM261 54V55H260ZM211 55H212V57H211ZM233 55H235V60H234V58H233ZM247 55H245V56H247ZM255 55V56H254ZM258 55V56H257ZM261 56V58H260V56ZM201 56H200V58H201ZM227 56V57H226ZM250 56V55H249ZM257 56V57H256ZM195 57H197V56H195ZM194 57V58H195ZM211 57V58H210ZM254 57H256V59H258V60H253V59H255ZM192 58V57H191ZM197 58H199V57H197ZM199 58V59H200ZM228 59V61H227V59ZM248 58H250V57H248ZM237 59V60H236ZM244 59H246L247 60V58H244ZM264 59V58H263ZM194 60V59H193ZM230 60V61H229ZM233 60V61H232ZM242 60V61H241ZM246 60H245V62H246ZM257 61H258V64H257ZM195 62V63H196ZM213 62V64H211ZM242 62V63H241ZM255 62V63H254ZM261 62H264V61H261ZM198 63H201L200 65L198 64ZM222 63V64H221ZM235 63H236V65H235ZM211 64V65H210ZM221 64V65H220ZM243 64H245V65H247V66H249V68L248 67H245V69L246 70H243V68H244V65ZM262 64V63H261ZM207 65V66H206ZM210 67H209V66ZM230 65H232V67L230 66ZM252 65V67H250ZM258 65V66H257ZM219 66V67H218ZM208 69V72H207V69ZM213 67V68H212ZM166 68L168 69V66H166ZM202 68H203V71H202ZM224 68V69H223ZM159 69V68H158ZM206 69V70H205ZM220 69V70H219ZM248 69H250L249 70V76H250V81H247V82H249V88L247 87V90H246V88H243V86L244 87H246V81H244L243 80V78H245L246 79V76H247V79L249 78V76H248V74H247V70ZM204 70H205V72H204ZM242 70V71H241ZM198 71H196L197 73H198ZM215 71V72H214ZM220 71V72H219ZM256 71V72H255ZM177 73H179L178 71H176ZM203 72V73H202ZM207 72V73H206ZM212 72H214V73H212ZM226 72H228V73H232V74H227ZM218 73V74H217ZM244 73H246L247 75L244 77ZM251 73V74H250ZM209 74V75H208ZM244 74V75H243ZM205 75H207V77H204ZM211 75V76H210ZM222 75V76H221ZM231 76L232 75V77L234 76L235 77V79L236 80H238V81H240V79H238V78H241V76L240 75H243L242 76V81H240V82H238V81H236L235 79H234V77H233V79L232 78H230L229 76ZM221 76V77H220ZM255 76V77H254ZM229 77V78H228ZM263 77H264V75H263ZM201 78H202V80H201ZM210 78V79H209ZM222 79V80H221ZM227 79H231L230 81H228ZM255 79V80H254ZM257 79V80H256ZM201 80V85H200V83H199V81ZM203 80H205V81H203ZM209 80V81H208ZM236 82H234V81ZM249 80V79H248ZM253 80V81H252ZM261 80V81H260ZM264 80V79H263ZM220 81V82H219ZM232 81V82H231ZM245 82V85L243 84L244 82ZM210 82V83H209ZM222 82V83H221ZM227 82V83H226ZM228 82H230V83H232V84H234V85H232L233 86V88H234V90L232 89V87L230 88L229 87V89H228V87H226V86H231V85H229V83ZM234 82V83H233ZM243 82V83H242ZM264 82V81H263ZM146 83H147V81H146ZM240 83H242V84H240ZM252 83V84H251ZM205 84H208L207 85V90H206V86H205ZM215 84H216V86H215ZM223 84H225V85H223ZM240 84V85H239ZM252 86H251V85ZM260 84V85H259ZM150 85H153L154 86V84H153V82H152V84L150 83ZM220 85V86H219ZM263 85V86H262ZM205 86V87H204ZM222 86V87H221ZM225 86V87H224ZM255 86V87H254ZM254 87V88H253ZM261 87V88H260ZM204 88H205V90H204ZM238 88V89H237ZM255 88H256V90H255ZM161 89V88H160ZM166 89V88H165ZM168 89V88H167ZM201 89H203V90H201ZM225 89H228L231 93V95L232 96H230V99H232V101H228V100H230L228 97H229V95L227 94V93H229V91L228 90H225ZM230 89H232V91L234 92L233 94H232V91L230 90ZM243 91H242V90ZM244 89H245V91H244ZM249 89V90H248ZM259 89V90H258ZM255 90V91H254ZM148 91V93L146 92V94H151V93H153V92H151V93H149V89L147 90ZM160 91V90H159ZM166 92V90H162L161 89V91L158 93V96H159V94L161 93V92ZM168 91H170V90H168ZM167 91V92H168ZM201 91V92H200ZM215 91V92H214ZM239 91V92H238ZM242 91V92H241ZM259 91V92H258ZM205 92V93H204ZM207 92V93H206ZM213 92V93H212ZM244 92V93H243ZM246 92V93H245ZM203 94V95H201V94ZM211 93V94H210ZM227 94V98H228V100H227V98H226V94ZM263 93V94H262ZM145 94V93H144ZM146 94L144 95V96H146ZM162 95H164V96H166L164 93H161ZM169 94H171L170 92H169ZM207 95V97H206V95ZM240 94V95H239ZM243 94V95H242ZM248 94H250V95H248ZM153 95V94H152ZM235 95L237 96V100H236V97H235ZM242 95V96H241ZM253 95V96H252ZM258 95V96H257ZM261 95V96H260ZM154 96V95H153ZM153 96H151V97H153ZM168 97L169 96H171V95H167ZM180 96V95H179ZM219 96V97H218ZM223 96L226 98V103H227V101L229 102V106H227V104L225 103V100H224V98H223ZM240 96V97H239ZM243 96H245V97H243ZM249 96H250V98H249ZM263 96V97H262ZM143 97V96H142ZM148 97V96H147ZM151 97H150V99H151ZM201 97V98H200ZM247 97H248V99H247ZM257 97H259V98H257ZM261 97H262V99H261ZM154 98V97H153ZM163 98V97H162ZM167 98V97H166ZM243 98V99H242ZM244 98H246V99H244ZM258 100H257V99ZM145 99H146V97H145ZM149 99V98H148ZM171 99V97L170 98H168V99H166V100H170ZM213 99V100H212ZM218 99V100H217ZM221 99H223V101L221 100ZM143 101H145V105H143L144 103H143V101H142V104L141 105H143V109H140L139 108V112H141V110H144V108L146 107V104H147V101L149 102V100H144V99H142ZM217 100V101H216ZM236 100V101H235ZM242 100V101H241ZM255 100H257V104H256V101ZM207 101V102H206ZM220 101H222V102H220ZM239 101L241 102L240 104H239ZM245 101H247V102H250V103H247V102H245ZM157 102V101H156ZM219 104H217V103ZM231 102V103H230ZM234 102V103H233ZM235 102H237V104L235 103ZM244 104H243V103ZM202 103V104H201ZM211 103V104H210ZM247 103V104H246ZM149 104V103H148ZM155 104V103H154ZM201 106H200V105ZM204 104H206V105H204ZM226 105V107L225 106H223V105ZM231 104H232V106H231ZM233 104H234V106H233ZM261 104V105H260ZM140 105V106H141ZM157 105H159V102L156 104V106ZM217 105V106H216ZM224 107V108H226V109H224V108H222V106ZM239 105V106H238ZM245 105V106H244ZM250 105V106H249ZM145 106V107H144ZM151 106V105H150ZM150 106L148 107V109L147 110H150V111H153V109H152V107L154 106H152L151 107V109H149L150 108ZM156 106H154V107H156ZM241 106H242V108H241ZM255 106V107H254ZM258 106V108H259V106H260V108H259V110H258V108H256ZM142 107V106H141ZM153 107V108H154ZM160 108H161V106H159ZM159 107L157 108V110H156V112L158 113H160L161 111L162 112H164L163 110H165L164 108L161 110V109H159ZM202 107H203V109H202ZM231 107V108H230ZM235 107V108H234ZM239 107V108H238ZM209 108H212V111H211V109H209ZM214 108V109H213ZM218 108H219V110H218ZM156 108H154V110H155ZM202 109V110H201ZM228 109L230 110V111H228ZM235 109V110H234ZM236 109H237V111H236ZM240 109H242V110H240ZM253 109V110H252ZM159 110V111H158ZM210 110V111H209ZM214 110H215V112H214ZM146 111V109L144 110V112ZM206 111V112H205ZM209 111V112H208ZM220 111H224V114H223V116H222V112H220ZM236 111V112H235ZM245 113H244V112ZM259 111V112H258ZM155 112V111H154ZM154 112H153V114H154ZM211 112V113H210ZM218 112V113H217ZM219 112H220V114H219ZM241 112V113H240ZM147 113H149L148 114V116L150 115V113L151 112H148L147 111ZM147 113H145V115L147 114ZM157 113H155V115L157 114ZM253 113V114H252ZM259 113V114H258ZM202 114V115H201ZM204 114V115H203ZM234 114V115H233ZM239 116H238V115ZM242 114V115H241ZM248 114V115H247ZM145 115H143V118H144V116ZM161 115H162V113H161ZM213 115H215V116H213ZM226 115V116H225ZM246 115V117H244ZM251 115V116H250ZM255 115V116H254ZM257 115V116H256ZM148 116H145L146 117V119H147V117ZM153 115H152V113H151V117H152ZM158 116H159V114H158ZM157 115H156V118L158 117ZM163 116H165V115H162L161 117H163ZM195 116V117H194ZM218 116H220V117H218ZM234 116V117H233ZM240 116H241V118H240ZM249 116V117H248ZM160 117V116H159ZM225 118V119H223V118ZM230 117H232V119L233 120H235L236 122L235 123H232V122H229L230 120L229 119H231ZM238 117V118H237ZM248 117V118H247ZM132 118V117H131ZM150 117H148V120L150 121V119H151V123L149 122V124H152V126H153V124L155 123H153V120L152 119H155L154 117H152V118H150ZM164 118V117H163ZM163 118H158L159 120H160V122L161 123H165V122H167L168 120H166V119H163ZM214 120H213V119ZM218 118L220 119L221 118V120H218ZM229 118V119H228ZM246 120H245V119ZM255 118V119H254ZM262 118V119H261ZM231 119V120H232ZM244 119V120H243ZM252 119V120H251ZM260 119V120H259ZM129 120H130V118H129ZM128 120V122H130ZM148 120H146V122H148ZM164 120H166V121H164ZM191 120H192V122H191ZM222 120H224V121H222ZM229 120V121H228ZM232 120V121H233ZM255 120H259L258 122L257 121H255ZM155 121V120H154ZM194 121V122H193ZM197 121V123H195ZM215 121V122H214ZM217 121L218 122H222V123H217ZM237 121H239L238 123H237ZM242 121V122H241ZM243 121H244V123H243ZM246 121V122H245ZM255 121V122H254ZM260 121H261V123H260ZM127 122V123H128ZM145 122V121H144ZM160 122H158V121H156V123L158 124V123H160ZM229 122V123H228ZM250 122H252V123H250ZM131 123H134V119H133V121L131 122ZM138 123V122H137ZM140 123V122H139ZM154 124V126H153V128H155V126H157V124ZM160 123V124H161ZM216 123V124H215ZM224 123L226 124V123H228V124H226V125H229V124H231L232 123V125H229L230 127L228 128V132L226 131L227 130V127H225V125H224ZM242 123V124H241ZM260 123V124H259ZM130 124V123H129ZM144 124H147V123H144ZM222 124V125H221ZM251 124V125H250ZM255 124H257L256 126H255ZM259 124V125H258ZM132 125H134V124H132ZM162 125V124H161ZM197 125V126H196ZM217 125V126H216ZM219 125V126H218ZM221 125V126H220ZM242 127H241V126ZM246 125V126H245ZM141 126V125H140ZM146 126V125H145ZM144 126V127H145ZM149 126V125H148ZM244 126V127H243ZM253 127L252 129H251V127ZM262 128H261V127ZM142 127H143V124H142ZM220 127V128H219ZM224 127H225V131H224ZM250 127V128H249ZM152 128V130H155V129H153ZM191 128H192V130H191ZM194 128V129H193ZM221 128H223V130L221 129ZM239 128H241V130H239ZM244 128V129H243ZM145 129H147L148 130V132H145L146 134L147 133H149V134H147L148 136L150 135V133H151V135H152V130H151V128H150V130L151 131H149V128H146L145 127ZM144 129V130H145ZM231 129H233V130H231ZM250 129V130H249ZM144 130H142V131H144ZM189 130L192 132H189ZM198 130V131H197ZM223 131V132H221V131ZM230 130V131H229ZM254 130H256V131H254ZM258 130H259V132H258ZM139 131V132H138ZM138 131H136L135 130V132H131V134L132 133H134V137H137L138 135H139V133H141L140 132V130H138ZM194 131V132H193ZM217 131V132H216ZM128 132V131H127ZM126 132V133H127ZM155 132V131H154ZM188 133V135H187V133ZM232 132V133H231ZM240 132V133H239ZM242 132H243V134H242ZM254 134H253V133ZM126 133H124V134H126ZM129 133V132H128ZM127 133V134H128ZM142 133H144V132H142ZM141 133V134H142ZM191 133V134H190ZM198 133V134H197ZM226 133V134H225ZM235 133V134H234ZM247 133V135H244V134H246ZM119 134V133H118ZM130 134V133H129ZM128 134V135H129ZM230 134V135H229ZM252 134H253V136H252ZM121 135H123L122 133H121ZM145 134H143V136H144ZM150 135V136H151ZM189 137V138H187V136ZM192 135V136H191ZM201 135V136H200ZM237 135V136H236ZM257 135V136H256ZM260 135V136H259ZM141 135H139V137H140ZM149 136V137H150ZM227 136V137H226ZM251 136H252V138H251ZM121 137V136H120ZM126 137H127V135H126ZM126 137H124V138H126ZM133 137V139H139L138 137L137 138H134ZM225 137H226V141H224L225 140ZM243 137V138H242ZM258 137V138H257ZM130 138H132V135L131 136H129V139ZM147 138V137H146ZM151 138V137H150ZM182 138V139H181ZM192 138H194V139H192ZM205 138V139H204ZM239 138V139H238ZM118 139V138H117ZM128 139V140H129ZM179 139H181V140H179ZM189 139V140H188ZM200 139H201V141H200ZM237 139V140H236ZM123 140H125V139H123V137H122V141ZM132 140V139H131ZM140 140V139H139ZM149 140V139H148ZM179 140V141H178ZM205 140V141H204ZM207 140V141H206ZM118 141V140H117ZM134 140H132V142H133ZM138 141V140H137ZM172 141V140H171ZM231 141V142H230ZM255 141H256V143H255ZM116 142V141H115ZM115 142H113L114 144H115ZM127 142V141H126ZM173 142V143H174ZM180 142H182V143H180ZM207 142V143H206ZM246 142V143H245ZM252 142H253V144H252ZM260 142V143H259ZM263 142V143H262ZM117 143V142H116ZM137 143H139V142H137ZM137 143H135V144H137ZM180 143V144H179ZM202 143V144H201ZM233 143H235V144H233ZM114 144H112V146L114 145ZM118 144H119V142H118ZM117 144V145H118ZM129 145L130 143H126L125 145ZM132 144V143H131ZM130 144V145H131ZM134 144V142H133V144L132 145H135ZM188 146H187V145ZM227 144H228V146H227ZM245 144V145H244ZM116 145V144H115ZM125 145H123L121 148H123ZM127 145V146H128ZM203 145H205V146H203ZM207 145V146H206ZM235 147H234V146ZM262 145V146H261ZM119 146V145H118ZM118 146L116 147V148H118ZM137 146H138V148H139V144L138 145H135L134 147L135 148H137ZM186 146V147H185ZM195 146V147H194ZM255 146V147H254ZM115 147H113V148H115ZM126 147V146H125ZM125 147L123 148L124 150H126L125 149ZM133 146H132V150L131 149H128L127 151H129V150H131V151H129V152H132L135 148H134ZM183 147H185V148H183ZM191 147V148H190ZM205 147V148H204ZM231 147H234V148H231ZM261 147V148H260ZM112 148V147H111ZM112 148V149H113ZM128 148V147H127ZM130 148V147H129ZM188 148V149H187ZM224 148H227V149H224ZM231 148V149H230ZM235 148H237V149H235ZM242 148V149H241ZM244 148H246L245 150H244ZM261 150H260V149ZM123 149H121V150H123ZM234 149L236 150V152L234 151ZM240 149V150H239ZM253 149V150H252ZM118 150H120V148L118 149ZM120 150V151H121ZM206 150H209L208 152L206 151ZM228 150V151H227ZM239 150V151H238ZM248 150H249V152H248ZM112 151H115L114 152V154H115V156L117 155V153H118V156H117V158L118 157H120V154H119V152H116V149L114 150H112ZM126 151V153L123 151L122 153H125V154H130L129 152H127ZM169 151L171 152L170 153V155H169ZM191 151V152H190ZM233 151H234V153H233ZM253 151H254V153H253ZM261 151L263 152V153H261ZM134 152H136V154H137V151L136 150H134ZM138 152H139V149H138ZM167 152V153H166ZM183 152H184V155H183ZM189 152V153H188ZM210 152H211V154H210ZM228 155H226L225 153ZM243 152V153H242ZM255 152H256V154H255ZM121 153V154H122ZM168 154L169 156H173L174 155V157H169V156H167V155H163V154ZM178 153H179V155H178ZM185 153H186V155H185ZM231 155H230V154ZM252 153H253V155H252ZM261 153V154H260ZM124 154V156H126ZM131 154H133V153H131ZM136 154H134V155H136ZM139 154V153H138ZM155 154L153 155V156H155ZM162 154V155H161ZM241 154H243V155H241ZM258 154V155H257ZM176 155L178 156L177 158H175L176 157ZM220 155V156H219ZM236 155V156H235ZM256 155V156H255ZM122 156V155H121ZM124 156H122V157H124ZM131 156H133V155H131ZM129 157V159H128V155H127V161H129V166L128 167H131V166H133L134 167V165H132L133 163L132 162H134V161H136L137 159H135V160H133L132 159V157ZM137 156V155H136ZM157 156H156V158H157ZM183 156V157H182ZM191 156V157H190ZM218 156V157H217ZM222 156V157H221ZM225 156V157H224ZM254 156V157H253ZM261 156V157H260ZM138 157V156H137ZM137 157H133V158H137ZM226 158V159H224V158ZM232 157V158H231ZM238 157V158H237ZM255 157H257V159L255 158ZM116 158V159H117ZM131 158V159H130ZM168 158H170V159H168ZM172 158H173V160H172ZM181 158V159H180ZM192 158V159H191ZM213 158V159H212ZM219 158V159H218ZM223 158V159H222ZM227 158H228V160H227ZM231 158V159H230ZM254 158V159H253ZM260 158H262V159H260ZM120 159V158H119ZM147 159V158H146ZM159 160H160V158H158ZM166 159V160H165ZM175 159V160H174ZM179 161H178V160ZM189 159V160H188ZM196 159H197V161H196ZM133 160V161H132ZM252 160V161H251ZM255 160V161H254ZM257 160V161H256ZM263 160V161H262ZM120 161V160H119ZM160 161H162V160H160ZM183 161V162H182ZM222 161V162H221ZM234 161V162H233ZM242 161H243V163H242ZM177 162H179V163H177ZM186 162V163H185ZM216 162V163H215ZM229 162V163H228ZM232 162V163H231ZM236 162V163H235ZM249 162H251V163H249ZM116 163H119L118 161L117 162H115V164ZM128 163V162H127ZM135 163V162H134ZM115 164H113V165H115ZM119 164H121V162L119 163ZM184 165L183 167L182 166H180V165ZM190 164V165H189ZM223 164V165H222ZM241 164V165H240ZM124 165V164H123ZM122 165V166H123ZM127 165V164H126ZM124 166V167H127V166ZM216 165V166H215ZM235 165V166H234ZM241 167H240V166ZM256 165V166H255ZM116 166V165H115ZM220 166V167H219ZM232 166V167H231ZM252 166V167H251ZM260 166V167H259ZM114 167V166H113ZM113 167H111V168H113ZM117 167H118V165H117ZM121 167V166H120ZM123 167V169H125ZM180 167H182L183 169H181ZM186 167V168H185ZM215 167V168H214ZM225 168V170H229V172L228 171H225L223 168ZM119 168V167H118ZM189 168H191V169H189ZM217 168V169H216ZM227 168V169H226ZM231 168V169H230ZM233 168V169H232ZM248 168V169H247ZM252 168V169H251ZM255 168H257V170L255 169ZM122 169V168H121ZM131 169V168H130ZM160 169V168H159ZM174 169V170H175ZM239 171H238V170ZM247 169V170H246ZM253 169H255V170H253ZM260 169H261V171H260ZM243 170V171H242ZM119 171H121V170H119ZM118 171V174H117V172H116V174L118 175V179H119V175H121V177H123V174H124V171H122L123 172V174H121L120 172ZM153 171V170H152ZM160 171V170H159ZM185 171V172H184ZM195 171V172H194ZM223 171V172H222ZM230 171H232V172H230ZM241 171H242V173H241ZM260 171V172H259ZM151 172V171H150ZM154 172V173H153ZM153 172H151V173H153L154 174V176L156 177V175H155V173L157 172L156 170H154ZM193 172H194V174H193ZM228 172V173H227ZM240 172V173H239ZM249 172V173H248ZM252 172V173H251ZM120 173V174H119ZM128 173H129V175H128ZM130 170H129V172L127 171V174L126 175H128V177H132L131 175H130ZM196 173V174H195ZM232 173V174H231ZM235 173V174H234ZM110 174V173H109ZM108 174V176L110 177V176H112L111 174L109 175ZM152 174V175H153ZM156 174H158V172L156 173ZM183 174V175H182ZM226 174V175H225ZM240 174H242V175H240ZM260 174H261V176H260ZM116 175V176H117ZM159 175V174H158ZM158 175H157V177H158ZM218 175V176H217ZM221 175V176H220ZM235 175H237V176H235ZM248 175H250V176H252V177H250V176H248ZM116 176H115V178H116ZM125 176V175H124ZM180 178H179V177ZM195 176V177H194ZM216 176V177H215ZM231 176V177H230ZM239 176V177H238ZM241 176V177H240ZM113 177V176H112ZM112 177H110V179H111V181H112ZM175 177V178H174ZM182 177V178H181ZM219 177H220V179H219ZM234 177V178H233ZM255 177V178H254ZM124 178V177H123ZM125 178H127L126 176H125ZM167 178V179H166ZM186 178V180L187 179H189L188 181H186V180H184ZM191 178H192V180H191ZM226 178V179H225ZM230 178V179H229ZM250 178V179H249ZM253 178V179H252ZM117 179V178H116ZM129 179V178H128ZM158 179H159V177H158ZM195 179V180H194ZM252 179V180H251ZM114 180V179H113ZM123 180V179H122ZM122 180H120V181H122ZM157 180V179H156ZM155 180V181H156ZM171 180V181H170ZM221 180V181H220ZM225 182V184H224V182ZM226 180V181H225ZM233 180V181H232ZM237 180V181H236ZM251 180V181H250ZM253 180H254V182H253ZM263 180V181H262ZM162 181H164V178H163V180ZM165 181L164 182H161V183H163V185H166L167 184V182H166V184H164L165 183ZM177 181V182H176ZM228 181H229V183H228ZM250 181V182H249ZM258 181V182H257ZM262 181V182H261ZM113 182V181H112ZM114 182H115V180H114ZM114 182H113V184H114ZM123 182H125V180H123ZM127 182V181H126ZM129 182H131V181H129ZM157 182H159V183H156V184H160V181L158 180ZM197 182V183H196ZM222 183V184H219V183ZM259 182H261V183H259ZM116 183V185L119 183V182H115ZM133 183V182H132ZM135 183V182H134ZM192 183V184H191ZM240 183V184H239ZM254 183V184H253ZM263 183V184H262ZM121 184H125V183H122L121 182ZM181 184H183V185H181ZM256 184V185H255ZM260 184V185H259ZM111 186H113L112 184H110ZM115 185V184H114ZM119 185H120V183H119ZM118 185V186H119ZM148 185V184H147ZM193 185V186H192ZM196 185H197V188H196ZM218 185V186H217ZM228 185H229V187H228ZM248 185V186H247ZM253 185V186H252ZM259 185V186H258ZM120 186H122V185H120ZM120 186H119V189L121 190V189H123V186H122V188H120ZM155 186H157V185H155ZM181 186V187H180ZM201 186V187H200ZM220 186V187H219ZM237 188V189H235V187ZM108 187L110 188V186L108 185ZM107 187V188H108ZM114 187V186H113ZM157 187H159V186H157ZM178 187V188H177ZM108 188V190H110ZM125 188V187H124ZM220 188V189H219ZM250 188V189H249ZM262 188V189H261ZM113 189V188H112ZM118 189V187L117 186H115V189L114 190H117ZM162 189V188H161ZM198 189V190H197ZM203 189V190H202ZM233 189H235L234 191L235 192H233L232 190ZM126 190V189H125ZM193 192H192V191ZM221 190V191H220ZM253 190V191H252ZM261 190V191H260ZM110 191H112V190H110ZM123 191H124V189H123ZM122 190H121V192H123ZM127 191V190H126ZM181 193H180V192ZM119 192V191H118ZM125 192V191H124ZM156 192V191H155ZM153 193V194H156V193ZM192 192V193H191ZM202 192V193H201ZM256 192V193H255ZM262 192V193H261ZM218 193V194H217ZM220 193V194H219ZM222 193V194H221ZM225 193V194H224ZM124 195H126V192L125 193H123ZM150 194V193H149ZM148 194V195H149ZM152 194V193H151ZM158 194V193H157ZM160 194H164V195H169V197H166V196H164V195H160ZM200 195V197H198L197 195ZM246 194V195H245ZM252 194V195H251ZM254 194V195H253ZM263 194V195H262ZM96 195V194H95ZM120 195H121V193H120ZM120 195H118V197L120 196ZM123 195V196H124ZM220 195V196H219ZM222 195V196H221ZM243 195V196H242ZM250 195H251V197H250ZM94 196V195H93ZM100 195H97V199H101V197H99ZM114 196V195H113ZM149 196H154V195H149ZM179 196V197H178ZM190 196H192V197H190ZM196 196V197H195ZM239 196V197H238ZM244 196H245V198H244ZM261 196V197H260ZM91 197V196H90ZM104 197V196H103ZM117 197V198H118ZM148 197V196H147ZM172 197V196H171ZM208 197V198H207ZM220 197V198H219ZM250 197V198H249ZM93 198V197H92ZM123 198V197H122ZM121 198V199H122ZM154 198V199H155ZM164 198V199H163ZM190 198H192V199H190ZM198 198V199H197ZM213 198V199H212ZM218 198H219V200H218ZM230 198V199H229ZM241 198H243V199H241ZM91 199V198H90ZM90 199H88L87 198V201L89 200V203H92V202H94L95 200L97 201V199H96V196H95V200L94 199H92L91 201H90ZM105 199V198H104ZM103 199V201H105V203L104 202H102V200H100V202L99 201H97V205H95V203H94V205L93 206H95V208L97 207V206H99V208H104V209H108L111 205L110 204H107L106 203V200H104ZM120 199V198H119ZM118 199V200H119ZM162 199L163 200H165V202L167 203L168 202V200H173V202L175 203V206L176 207H174V208H170V209H168V211H166L167 209H164L165 208V205H164V201H162ZM175 199H177V201L175 200ZM189 199V200H188ZM215 199V200H214ZM227 199V200H226ZM229 199V200H228ZM237 199V200H236ZM247 199V200H246ZM249 199V200H248ZM253 199H255V200H257V199H260L261 200V202L259 203V205H257L255 202H253L252 200ZM86 200V199H85ZM114 200V199H113ZM122 200H124V198L122 199ZM126 200V199H125ZM167 200V201H166ZM205 200V201H204ZM226 200V201H225ZM246 200V201H245ZM162 201V202H161ZM208 201V202H207ZM235 203H234V202ZM239 201H241V202H239ZM123 202V201H122ZM125 202V201H124ZM207 202V203H206ZM218 202V203H217ZM83 203V202H82ZM87 204H88V202H86ZM118 203V201H116V198H115V201L113 202V203H111V204H113V205H116V204ZM221 203V204H220ZM229 203H231V205L229 204ZM246 205H245V204ZM249 203V204H248ZM262 203V204H261ZM120 203H118V206H119V209H118V207L117 206H115V207H111V208H113V209H116L117 211L118 210H120L121 208H120V205H119ZM128 204V203H127ZM127 204H126V202H125V205L127 206ZM204 204V205H203ZM208 204V205H207ZM220 205V206H218V205ZM237 204V205H236ZM242 204V205H241ZM245 206H244V205ZM257 206H256V205ZM88 205H91V204H88ZM105 205V206H104ZM112 205V206H113ZM164 205V206H163ZM92 206V208H94ZM123 206H124V204H123ZM135 206V205H134ZM212 206V207H211ZM244 206V207H243ZM90 207V206H89ZM117 207V208H116ZM121 207H122V205H121ZM179 207V208H178ZM218 207V208H217ZM242 209H240V208ZM250 207V208H249ZM256 207V208H255ZM124 208V207H123ZM210 208H212V209H210ZM215 208V209H214ZM230 208V209H229ZM235 208V209H234ZM240 210H239V209ZM245 210H244V209ZM253 208H254V210H253ZM90 209V208H89ZM103 209V210H104ZM173 209V210H172ZM175 209V210H174ZM237 209V210H236ZM91 210V209H90ZM89 210V211H90ZM96 211H97V208L95 209ZM99 210V209H98ZM105 210V211H106ZM121 210H123V209H121ZM125 211H126V209H124ZM122 211V213L123 212H125V211ZM205 210V211H204ZM207 210V211H206ZM214 210V211H213ZM221 212H220V211ZM228 210V211H227ZM252 210V212H250ZM259 210V211H258ZM262 210V211H261ZM88 211V212H89ZM100 211V210H99ZM99 211H97V212H99ZM104 211V213H100L101 214V216H99L98 214H96L95 213V216L96 215H98V219H94V223L93 224H96L95 223V221H97V222H102V223H104V221H107V220H109L108 218L109 217H111V218H115L114 217V215L113 214H115V213H113L112 215H110V212L109 213H107V211L105 212ZM109 211H110V209H109ZM113 211V210H112ZM242 211V212H241ZM244 211V212H243ZM249 211V212H248ZM256 211V212H255ZM92 212V213H91ZM91 212H89V213H91V215H94V213L93 212H95V211H93V210H91ZM103 212V211H102ZM116 212V211H115ZM119 212V211H118ZM117 212V213H118ZM164 212V211H163ZM223 212V213H222ZM225 212V213H224ZM228 212V213H227ZM234 212V213H233ZM108 215H107V214ZM120 213H121V211H120ZM183 213V214H182ZM210 213V214H209ZM219 215H218V214ZM236 213V214H235ZM248 213H249V215H248ZM103 214H105V218H107V220L105 219V220H100L101 218H102V216H104ZM124 214V213H123ZM126 214V213H125ZM168 214H169V216H168ZM207 214H209V215H207ZM227 214V215H226ZM235 214V215H234ZM247 214V215H246ZM254 214H256V215H254ZM260 214V215H259ZM90 215V216H91ZM116 215V214H115ZM176 215V216H175ZM181 215V216H180ZM244 215V216H243ZM82 216V215H81ZM119 216L121 217V214H119ZM232 216V217H231ZM97 217V216H96ZM117 217H118V214H117ZM123 217V216H122ZM122 217H121V219H122ZM175 217V218H174ZM187 217V218H186ZM210 217V218H209ZM224 217V218H223ZM229 217V218H228ZM250 217H252V218H250ZM257 217V218H256ZM93 218H95V217H93ZM93 218H90V219H93ZM143 218V217H142ZM158 218V219H157ZM168 218V219H167ZM209 218V219H208ZM232 218V219H231ZM248 218V219H247ZM259 218V219H258ZM103 219V218H102ZM120 218H118V220H119ZM155 219V220H154ZM160 219V220H159ZM184 219V220H183ZM207 219V220H206ZM262 219V220H261ZM79 220V219H78ZM117 220V221H118ZM151 220V221H150ZM186 220V221H185ZM214 220V221H213ZM250 220H252V221H250ZM261 220V221H260ZM91 221V220H90ZM114 221V220H113ZM116 221V220H115ZM114 221V223H116V224H114V226L116 225L117 226V222H115ZM209 221V222H208ZM250 221V222H249ZM260 221V222H259ZM120 222V221H119ZM175 222V223H174ZM248 222V223H247ZM101 223V224H102ZM106 223V222H105ZM104 223V224H105ZM112 223V222H111ZM152 223H153V225H152ZM166 223V224H165ZM216 223V224H215ZM237 223V224H236ZM262 223V224H261ZM100 224V223H99ZM100 224V225H101ZM103 224V226H106V224L104 225ZM110 223H108V225H109ZM212 224V225H211ZM100 225H98V226H100ZM168 225V226H167ZM244 225V226H243ZM262 225V226H261ZM113 226V225H112ZM184 227L185 229H186V227H187V229L182 233V231L181 230H179V228L181 229V227ZM186 226V227H185ZM198 226V227H197ZM209 226V227H208ZM217 226V227H216ZM257 226V229L255 228ZM144 227V228H143ZM175 227V228H174ZM211 227V228H210ZM227 227V228H226ZM134 228H135V226H134ZM146 228V229H145ZM169 228V229H168ZM149 229L150 230H154V234L153 235H151V233L149 232ZM155 229H157V230H155ZM183 229V228H182ZM201 229V230H200ZM228 229H229V232H228ZM146 230V231H145ZM152 230V231H153ZM169 230V231H168ZM173 230V231H172ZM176 230V231H175ZM184 230V229H183ZM218 230V231H217ZM260 230V231H259ZM139 231V232H138ZM161 231V232H160ZM172 231V232H171ZM207 231V232H206ZM217 233H216V232ZM258 231H259V233H258ZM130 233L129 235L127 234V233ZM159 232V233H158ZM178 232V233H177ZM181 232V233H180ZM199 232V233H198ZM215 232V233H214ZM225 232V233H224ZM150 233V234H149ZM167 233V234H166ZM175 233V234H174ZM222 233V234H221ZM228 233H230V234H228ZM118 234V233H117ZM157 234H158V236H159V234H161V236H157ZM175 236H174V235ZM201 234V235H200ZM225 234V235H224ZM256 234V235H255ZM259 234V235H258ZM87 235H88V233H86V238H83L84 239V241L85 240H87L88 241V238H91L92 236H91V234L90 235H88V238H87ZM94 235V234H93ZM128 235V236H127ZM155 235V236H154ZM188 235V236H187ZM236 235V236H235ZM263 235V236H262ZM85 236V235H84ZM91 236V237H90ZM97 236V235H96ZM127 236V237H126ZM132 236V237H133ZM146 236V237H145ZM149 238H148V237ZM222 236H223V238H222ZM224 236H226L225 238H224ZM229 236V237H228ZM234 236V237H233ZM238 236V237H237ZM83 237V236H82ZM95 237V236H94ZM93 237V238H94ZM100 238H99V241L100 242H98L99 244H102V246L103 247H105L104 245H106V244H108V243H106L105 242V240H103L102 239V237L101 236H99ZM137 237L139 238V239H137ZM202 237V238H201ZM228 237V238H227ZM237 237V238H236ZM255 237V238H254ZM92 238V239H93ZM130 238V237H129ZM169 238V239H168ZM220 238H221V240H220ZM263 238V239H262ZM92 239H90V240H92ZM98 239V237L97 238H95V239H93V241H95V240H97ZM144 239V240H143ZM210 239V240H209ZM225 239H227V240H225ZM232 239V240H231ZM134 240H133V242H134ZM142 240H143V242H142ZM146 240H147V242H146ZM158 240V241H157ZM190 240V241H189ZM200 240V241H199ZM209 241V242H207V241ZM83 241V240H82ZM98 241V240H97ZM125 241V242H124ZM131 241H132V239H131ZM152 241V242H151ZM222 241V242H221ZM224 241V242H223ZM226 241V242H225ZM257 241H259V243L257 242ZM120 242V241H119ZM123 242V243H122ZM129 242H130V239H129ZM163 242V243H162ZM180 242V243H179ZM182 242H183V244H182ZM205 242H206V245H205ZM263 242V243H262ZM84 243V242H83ZM86 243H88V242H86ZM93 243V242H92ZM97 242H94V244H96ZM131 243V242H130ZM143 243H145L144 245H143ZM152 243V244H151ZM177 243V244H176ZM214 243V244H213ZM218 243H220V244H218ZM262 243V244H261ZM82 244V243H81ZM90 244V243H89ZM155 244V245H154ZM162 244V245H161ZM209 246H208V245ZM222 244H224V245H222ZM225 244H227V245H225ZM255 244V245H254ZM258 244H259V246H258ZM86 245V244H85ZM128 245V246H127ZM134 245V246H133ZM140 245H141V247H140ZM157 245V246H156ZM159 245V246H158ZM176 245V246H175ZM178 245H180V246H178ZM191 245V246H190ZM230 245V246H229ZM74 246V245H73ZM73 246H72V248H73ZM77 246V245H76ZM74 247V248H77V250H78V247ZM81 246V245H80ZM79 246V247H80ZM82 246H84V245H82ZM96 246V245H95ZM153 246V247H152ZM170 246V247H169ZM218 246V247H217ZM235 246V247H234ZM252 246V247H251ZM85 247V246H84ZM93 247V245H91V247H90V249H93L92 248ZM97 247V246H96ZM137 247H139V248H137ZM157 247V248H156ZM225 247V248H224ZM232 247H233V249H232ZM82 248V247H81ZM87 248H88V246H87ZM87 248H86V250H87ZM97 248H99V246L97 247ZM149 248V249H148ZM167 248V249H166ZM171 248V249H170ZM177 248V249H176ZM191 248H192V250H191ZM203 248V249H202ZM216 248V249H215ZM220 248V249H219ZM225 249V250H223V249ZM239 248H240V250H239ZM89 249V248H88ZM89 249V251L91 252V250ZM95 249V248H94ZM162 249V250H161ZM166 249V250H165ZM197 249H199V250H197ZM227 249V250H226ZM76 250V249H75ZM98 250V249H97ZM139 250H140V252H139ZM143 250V251H142ZM148 250V251H147ZM158 252H157V251ZM167 250H169V253H167L168 251ZM177 250H179V251H177ZM181 250V251H180ZM215 250V251H214ZM235 252H233V251ZM240 252H239V251ZM242 250V251H241ZM88 251V250H87ZM93 251H95V250H93ZM147 253H146V252ZM154 251V252H153ZM156 251V252H155ZM165 251V252H164ZM182 251H183V253H182ZM203 251V252H202ZM208 251H209V253H208ZM232 251V252H231ZM73 252V250L71 251V253ZM75 252V251H74ZM79 252H84L85 254L86 253H89V252H86V251H82V249H81V251H79ZM131 252H133L132 254H131ZM136 252V253H135ZM153 252V253H152ZM163 252V253H162ZM176 252V253H175ZM191 252V253H190ZM227 252V253H226ZM76 253V252H75ZM83 253V254H84ZM94 252H92L91 254H93ZM141 253V254H140ZM180 253V254H179ZM231 253V254H230ZM77 254H79L80 256H83V255H81L80 253H78V251H77ZM85 254H84V257H85ZM148 254V255H147ZM173 254V255H172ZM201 254V255H200ZM217 254V255H216ZM218 254H220V255H218ZM226 254V255H225ZM228 254V255H227ZM259 254H260V256H259ZM76 255V254H75ZM131 255H132V257H131ZM150 255V256H149ZM167 255V256H166ZM209 255V256H208ZM215 255V256H214ZM257 255V256H256ZM87 256H90V255H88L87 254ZM86 256V257H87ZM91 256H94V255H91ZM136 256V257H135ZM153 256V257H152ZM130 257H131V259H130ZM147 257V258H146ZM213 257V258H212ZM219 257V258H218ZM233 257V258H232ZM258 257V258H257ZM263 257V258H262ZM74 258H76V256L74 257ZM79 258V257H78ZM83 258V257H82ZM90 258V257H89ZM88 258V259H89ZM93 259H94V257H92ZM154 258V259H153ZM161 258H162V260H161ZM212 258V259H211ZM229 258V259H228ZM255 258V259H254ZM84 259V258H83ZM88 259H85V260H88ZM214 259V260H213ZM221 259V260H220ZM80 260V259H79ZM78 260V261H79ZM82 260V259H81ZM80 260V261H81ZM89 260H91V259H89ZM88 260V261H89ZM113 260H115V259H113ZM128 260H130L129 262H128ZM173 260V262H171ZM202 260V261H201ZM211 260V261H210ZM213 260V261H212ZM233 260H234V262H233ZM77 261V260H76ZM84 261V260H83ZM98 261V262H97ZM97 261H96V263H99V260L97 259ZM133 261V262H132ZM176 263H175V262ZM237 261V262H236ZM92 263V260L91 261H89V263ZM113 262V264H114V262H116V260L115 261H112ZM128 262V263H127ZM217 262V263H216ZM224 262V263H223ZM83 264H89L87 261H86V263H84V262H82ZM82 263H80V262H77V264H82ZM120 264L119 263V261L118 262H116V264ZM212 263V264H213ZM112 264V263H111Z\"/></svg>",
    "mask_w": 264,
    "mask_h": 264
}]
</instances>
